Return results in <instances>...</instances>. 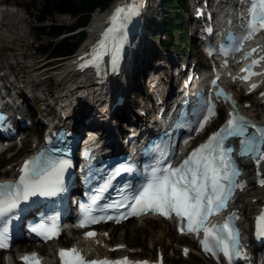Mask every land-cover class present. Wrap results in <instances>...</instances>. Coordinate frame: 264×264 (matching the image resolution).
<instances>
[{
    "label": "snow or ice",
    "instance_id": "1",
    "mask_svg": "<svg viewBox=\"0 0 264 264\" xmlns=\"http://www.w3.org/2000/svg\"><path fill=\"white\" fill-rule=\"evenodd\" d=\"M137 14L138 9L135 6L116 9L111 18L112 27L104 33L105 39L100 42V51L89 63L95 64L100 60L103 50L108 47L109 39L112 42L113 61L118 60L122 46L127 40V23ZM261 30H264V0H254L250 9L248 32L244 38L250 39ZM252 51L255 52L256 49ZM258 62L253 61L252 65L242 71L250 70ZM84 66L88 65H82ZM251 87L255 88L256 85ZM208 114H213L211 106L208 107ZM229 115L230 119L220 131L189 153L179 166L173 167L171 164L161 166L163 161L158 160L157 165L148 173L146 182L130 196L125 197V203L117 202L110 207L126 205L131 208L128 215L145 211L159 212L165 216L175 213L177 218L187 222L180 229L182 232L197 235L203 233L199 243L205 253H211L213 256L223 253L231 264L233 256L239 255V233L232 223L236 218L235 213L222 223L209 226V218L226 208L234 190L244 187L236 179L239 171L230 156L232 148L225 147L224 142L232 136L240 138V155L256 154V159L259 161L264 158V155H260V146L264 145V128L251 124L238 114L230 113ZM200 127L203 128L202 123ZM250 128L254 131L249 132ZM69 167H71L69 160L58 157L53 150L49 149L25 160L16 180L0 182V249L9 246L8 225L21 210V204H26L32 197H52L62 192L64 174ZM130 171L132 168L124 165L115 168L109 180L97 190L98 194L108 188L111 179L122 172ZM260 183L264 186V180ZM97 199L99 195L93 196L91 204L84 206L86 215L80 227L105 219V217L89 215ZM128 200L131 201L130 204H127ZM107 219H113V217H107ZM50 220L53 222L38 223L30 230L46 240L51 239L59 232L54 223L55 217ZM256 224L258 236H264V210L257 217ZM93 236L95 233H85L86 239ZM185 252L187 253V250ZM58 255L61 264H127L126 258L124 262L86 261L76 248L60 249ZM21 259L23 264H38L35 253L25 255ZM137 264H146V262H137Z\"/></svg>",
    "mask_w": 264,
    "mask_h": 264
},
{
    "label": "bare ground",
    "instance_id": "2",
    "mask_svg": "<svg viewBox=\"0 0 264 264\" xmlns=\"http://www.w3.org/2000/svg\"><path fill=\"white\" fill-rule=\"evenodd\" d=\"M14 6H17V2H13ZM26 18L23 14H17L16 10L10 9H2L0 8V28L5 36V38L11 37V42L16 46L17 41L23 43L24 47H28L30 44L28 34L26 33L23 23L26 21ZM103 22V19L100 15L96 16L93 22L91 23L89 30H88V41L86 42L84 49L91 45L94 41L97 40V32L96 29L99 28ZM31 32V31H30ZM96 32V33H95ZM10 40V39H9ZM19 43V42H18ZM1 48V46H0ZM25 50V49H24ZM87 50V49H86ZM26 51V50H25ZM19 50L16 55L12 57H8L7 61L4 63L0 60V83L3 82L6 86L9 85V93L12 92V85H14V90H18L20 93L21 90H24V94H27L29 98L37 97L36 91H40V86H43L45 79V75L51 73V76H54L57 91L56 94L52 92L49 88L45 86L47 96L39 97V102L43 103L41 106L39 113L37 114L40 117L44 118V113L48 110H52V107L56 106L53 110L55 116L59 115L61 117L62 114H65V119L58 118L63 120L61 122L62 125L66 127H79V132L81 136H84V140L92 145H97L104 143L103 146H108L115 143V139L119 136H122L124 133V125L130 123L132 127L139 129L141 126H147L148 123H151L150 118L142 119L140 118L138 112L143 105V102H131L128 103L129 100L128 95L133 90V75L135 68H139L136 63L134 67V63L128 67L125 66V70H121L120 74L115 76L112 81H110L106 86L99 84V79L94 80L93 83L89 82V78H86L85 74L82 76L76 74H72L70 70V66L67 62H63L60 67H62L61 71H54V68H48V64L42 66H32L28 64L29 56L26 55V52ZM167 53V52H166ZM159 57V56H158ZM158 57L154 59H158ZM157 61V60H156ZM160 61V60H159ZM158 61V62H159ZM141 62V71L144 74L146 68L144 63L145 60H140ZM153 63V62H152ZM160 64V62H159ZM165 64V61L162 62ZM127 68V69H126ZM159 69V68H158ZM139 70V69H138ZM54 71V72H53ZM133 71V73H132ZM154 82L156 77L153 76ZM31 79V80H30ZM131 86V88H129ZM130 89V91H129ZM159 91V90H158ZM15 94L16 99L18 100V96L15 92H12V95ZM125 95L127 98L126 105H124V98ZM130 96V95H129ZM118 97L123 98V106L117 108L116 110L111 111L109 107L111 103L110 100H116ZM51 100V102H49ZM134 101V100H133ZM28 103V100L25 101ZM138 103H140L138 105ZM252 108H255V111L259 110L258 114L254 113V109H246L245 112L257 119L259 122L264 123V113H260L261 110L264 109V97L257 99L256 96L252 99ZM108 104V105H107ZM59 106L61 109H59ZM113 106V105H112ZM125 114L122 116H117L116 111H120L125 109ZM24 110V109H23ZM136 110H138L136 112ZM57 111V112H56ZM25 112V110H24ZM147 112V110L145 111ZM48 114L46 115V117ZM57 123V120H52L50 123ZM125 122V123H122ZM128 130V129H126ZM128 132V131H127ZM91 135V138H88L85 135ZM29 136V135H28ZM29 137L26 136V143L23 146L28 145V143H34V141L28 142ZM107 142V143H106ZM31 144V145H32ZM12 166H9L8 169L0 173V179L10 178L13 179L16 175H13L12 172L14 170L15 164L12 162ZM245 170L248 167L244 166ZM261 172L264 176V170L261 169ZM246 181L248 183H252V177H246ZM262 193L261 195H257L258 193ZM259 196L264 198V188L263 189H253L252 192L247 193V196L243 198L239 204L235 205L236 212L239 214L241 223L244 228L247 227V214L249 211L252 210L257 204ZM254 212V211H253ZM251 212V213H253ZM250 213V214H251ZM244 219V220H243ZM153 222L160 223L162 228L167 229L168 222H165L161 219H153ZM146 221H136V224L133 227H124L122 231L124 232L123 235H120V242L116 247H119L118 256H125L127 255V247L125 246L126 241L129 240L131 242L132 238L138 237V234L142 233L143 224ZM106 231V228L103 230ZM109 231V229H108ZM167 233L169 234L170 231L167 229ZM114 237L118 236L117 231H112ZM160 234V233H159ZM179 240H185L184 237H180L176 235ZM110 240L112 241L113 238L110 236ZM160 240L158 238H151L150 239V248L158 244ZM75 245L81 247L86 254H95L99 253V251H104V249H100V247L107 246L108 247V240H105L102 234L100 235L97 241L83 242L81 241L80 237H77L73 240ZM98 242V246L95 247V243ZM65 242L62 241L61 244L63 245ZM189 248L193 245L192 241H188ZM105 247V249H107ZM187 247V246H186ZM191 250V248H190ZM41 252L43 256H45V261L48 264H51V255L47 248H42L38 250ZM3 264H15L10 257L3 258Z\"/></svg>",
    "mask_w": 264,
    "mask_h": 264
},
{
    "label": "rangeland",
    "instance_id": "3",
    "mask_svg": "<svg viewBox=\"0 0 264 264\" xmlns=\"http://www.w3.org/2000/svg\"><path fill=\"white\" fill-rule=\"evenodd\" d=\"M4 0H0V8L2 9H10V10H16L17 14H23L26 18V21H24L23 23V27L26 31V33L29 35V41H30V45L28 47H24L23 43H21L20 41H17L16 44H19V46H16L15 44H13L11 42L12 38H5L1 28H0V60H2V62H6L8 57H12L13 55H16L20 49H22V51L26 52V55L29 56L28 58V64L32 65V66H42L45 64H48V68H54V71H61L62 67L61 64L64 62L62 59H67V58H61V57H55L52 58L51 56H49L48 54H43L41 51V47L40 46H46L47 43L50 41L51 38L49 37H44L43 39H40L37 36L36 31L34 30V27L36 25H38V21H37V16H38V8L41 6V4L43 3V0H5L6 4L4 7ZM13 2H17V6H14ZM157 3L158 0H152L150 1V4L148 5L149 9L146 11L145 13V17L146 16H150L151 17V21L153 23L154 29L156 30V34L158 33L157 30L159 29L158 24L160 23V12L159 9L157 7ZM149 12V13H148ZM186 15V14H185ZM189 16V14L186 16V18ZM58 25H72L73 20L72 18L66 16V15H55V18L53 19ZM146 23V21H145ZM184 26L186 25L185 22L182 23ZM45 25H48V23H45ZM152 26V27H153ZM31 31V32H30ZM71 35V34H69ZM69 35H66L69 37ZM73 35V34H72ZM146 36V38H145ZM148 36V31L144 30V34H143V39L140 38V49L137 51V54L134 56L135 60H132V58H128V60L126 61V65L129 67L130 64H132V61L134 63V67L137 65L139 66V68H135V72L137 73V82L134 81L133 84H131V86L134 85L133 90L129 93L128 98L123 94H121L124 98V105H126L127 99L129 100L128 103L131 102H135V101H139L141 102L142 99H145V94H142V89L143 86L142 85V81H143V76L145 75L142 74L143 72L141 71V62L140 60H145L146 63H144L143 66H145L146 70L150 69L154 64H156V66H158V62H156V57L158 56H152L151 51L155 50V49H159V43H160V37L158 36H154L151 39H147ZM178 36V34L176 35ZM73 37H77V35H74ZM179 37V36H178ZM177 37V39H178ZM71 38V37H69ZM176 38V37H175ZM10 39V40H9ZM88 39V36L86 37L85 41ZM142 39V40H141ZM175 39V41L177 40ZM60 40V38L55 39V41ZM54 41V39H53ZM19 42V43H18ZM180 44V43H179ZM83 45V44H82ZM81 45V46H82ZM80 46V47H81ZM186 47H188V49H186L184 52H188L190 55H194L197 52V49L194 47V44H192V42H188V44L186 45ZM182 48V47H180ZM25 49V50H24ZM169 51H172L171 49ZM167 52V53H161L160 57L158 58V60H160V64H162V62L164 60H173L176 59L178 57V52L180 50H176L177 53L172 52ZM154 57V58H153ZM67 61V60H66ZM154 64H153V63ZM125 65V66H126ZM125 66H124V70H125ZM154 66V67H156ZM127 69V68H126ZM139 69V70H138ZM53 71V72H54ZM161 72V70H160ZM167 70H164L163 73H166ZM133 73V71H132ZM52 74H46L45 77V81L43 86H40V91H36V94L39 97H45L47 96V92L45 89V86L47 87V89L49 88L52 92H54L56 94V91L58 90L56 87V82H55V78L54 76H51ZM31 80V79H30ZM131 86L129 88H131ZM130 91V89H129ZM239 97L241 98L242 103L244 102H248L249 104H251L253 97H243V95L241 94V91H239ZM127 98V99H126ZM138 99V100H137ZM134 100V101H133ZM140 103H138L139 105ZM108 105V104H107ZM32 108H34L33 104L31 105ZM31 106H29L31 108ZM42 104L38 105L36 108L37 110H39V108H41ZM55 109V107H52L51 113L49 114V116H52V119H54L55 114L53 112V110ZM254 109V113L258 114V111H255L256 109ZM126 110V108H125ZM138 110H136L137 112ZM264 113V109L260 111V113ZM34 113V110L31 112ZM33 121V127L31 129H29L26 133V136L29 137V140L32 141L35 139L36 135L38 133H40V129L41 127L37 126L35 121L36 118L32 119ZM124 131V130H122ZM29 135V136H28ZM119 138V137H118ZM28 140V142H29ZM32 143H28V145L25 146L24 148V152L22 153H18L17 155H14L12 152H10L11 154H2L0 156V173L5 171L6 169H8L9 166H12V162H15L18 158H20L21 156H23L25 153H28L31 151L32 149ZM262 193H258L257 195H261ZM136 224V221H132L122 227H117V228H112V227H105L106 230H110V228L112 229V231H117L118 232V236L114 237L111 231V237L113 238L112 242L110 243V245H115L118 244L120 242V235H123V231L122 229L124 227H133ZM143 229L144 230L142 233L138 234V237L136 238H132L131 242L126 241L125 246H127L128 251H133L132 255H134V257L138 256L140 258H148L151 260L155 259V253L157 248L160 247L161 250H163L164 254H165V259H166V264H212L211 262L205 261L203 260L196 252V248L194 245H191L190 248V252L188 254V258H183L181 256V246L182 245H186L189 246L188 244V240L187 239H183V240H179L178 237L176 236L174 230L172 229L171 226H169L168 224L167 229L168 231H170V233H167V229L162 228L160 223H155L151 220H148L145 222V224H143ZM160 233V234H159ZM151 238H158V240H160L158 242V244H156L155 246H153L152 248H150L149 244H150V239ZM118 255V254H116ZM2 257L0 256V264H3L2 261Z\"/></svg>",
    "mask_w": 264,
    "mask_h": 264
},
{
    "label": "trees",
    "instance_id": "4",
    "mask_svg": "<svg viewBox=\"0 0 264 264\" xmlns=\"http://www.w3.org/2000/svg\"><path fill=\"white\" fill-rule=\"evenodd\" d=\"M41 6L37 9L38 25L35 31L40 39L44 37L51 38L46 46H40L43 54H48L52 58H65L74 53L85 38V34H80L77 38H63L64 34L75 32L87 24L89 14L96 8L104 10L108 8L113 0H43ZM187 11L181 0H161L159 29L173 35L175 29L179 31V40L181 45H176L175 39L169 42H160L159 49L151 51V55H161L171 50H182L183 44L187 45L189 38L187 32L183 30V15ZM55 15H69L75 21L72 26L58 25L53 19ZM48 23V25H45ZM54 39V41H53ZM170 52V51H169Z\"/></svg>",
    "mask_w": 264,
    "mask_h": 264
}]
</instances>
